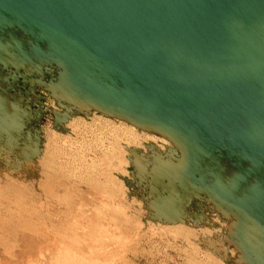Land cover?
<instances>
[{
  "label": "water",
  "instance_id": "water-1",
  "mask_svg": "<svg viewBox=\"0 0 264 264\" xmlns=\"http://www.w3.org/2000/svg\"><path fill=\"white\" fill-rule=\"evenodd\" d=\"M92 111L170 142L129 150L150 219L219 213L200 242L264 264V0H0V170L36 167L46 114Z\"/></svg>",
  "mask_w": 264,
  "mask_h": 264
},
{
  "label": "rangeland",
  "instance_id": "rangeland-1",
  "mask_svg": "<svg viewBox=\"0 0 264 264\" xmlns=\"http://www.w3.org/2000/svg\"><path fill=\"white\" fill-rule=\"evenodd\" d=\"M47 106L50 110L53 108L59 109L56 104V101L53 98H49L47 100ZM85 118L87 119V121ZM83 121L86 123H84ZM92 121H93V124H91ZM111 121L113 122V124ZM86 125H88L89 127ZM100 125L103 128H101ZM117 125L118 127H116ZM111 127L112 128L114 127V128L111 129ZM134 127L135 126H132L122 120L108 117L105 115H101L93 111L86 112V113L73 114L72 119L66 122L64 126H61L58 124L55 127L54 122H53V115L51 113L46 114L42 122L41 128L43 131L42 133L43 147H45L43 148V151L46 149L47 151L49 149V151L48 152L44 151V153L41 154V156L36 160V163H37L36 167L29 169L28 171H25L22 176H19L17 174H11L5 170L3 171L0 170V214L3 215L4 218H7V220L9 221L19 220L22 218L21 216H23V218L28 217L30 219H33L36 222L38 221V223L41 225H43L42 222L43 223L46 222V225L45 224L44 225L45 227L48 226L49 228L55 223L57 224L61 223L68 216V213L70 212L69 210L74 209V207H77L76 205L78 204L83 205V207L82 206L81 207L82 208L85 207V209L90 211L92 215H96L95 212H98V209L101 208L103 203L106 202L105 204L108 205V207L110 206V208H112L111 206L114 207V205H116L115 208H113L116 214L117 212H119L121 215L124 214L123 217L120 214L119 215L121 217L119 215L118 216L115 215V217L117 216V219L118 218H122V219H120V221L116 219L113 222H111V224L107 226L108 231L111 234L118 235L116 231L121 233L122 232L121 230H123V232H125L127 236L125 233L123 234V232L119 235L121 237H123L122 235H125L122 240H124V238L126 237H127L126 239L128 240V241L126 240V242L125 241L123 242L125 243L124 246H122L123 245L122 243H121L122 245L121 244L119 245V247L122 246L120 248L121 251L119 250V247L118 249L117 248L115 249V252L117 254L118 253H121V254L117 255L113 249L114 253L112 252L113 255H111V257L113 256L112 257L113 260L110 259L112 261L111 262L112 264L113 262L114 264H124V262L125 264H219L218 262H216V259L219 262H224L223 264H243L238 260V254L232 246L226 243H222V244H219L216 249H213L200 242V240H203L206 237L219 238L226 231L227 222L221 217L219 213H213L211 215V222L209 224L194 225L192 222H189V223H186L185 225L184 223H179V224H184L185 226H188L191 228V229L189 228L188 232H186L187 234H189V231H191L193 228H194V232L197 230L198 237H195V238L191 237L192 236L191 233H190L191 236L190 235L187 236L185 232L180 231L178 228L180 225H178V223H163L160 221H154L148 217V212H149L148 199L141 197V189L135 183L134 173L136 169L132 163V160H131L132 155L129 151L130 148L132 147L142 146L141 145L142 144V134L140 133L138 134V132H136L135 129H133ZM70 129L73 130V132L70 131ZM85 130H88V132ZM105 131L108 133H106ZM109 131H112V132H109ZM142 131L145 132V137L148 136L146 139L149 138L148 139L149 142H146L147 144L150 142L158 146L161 144L159 143V141H160V138H162V136H159L152 132L148 133V131H145V130H142ZM64 132H67V133H64ZM79 133L80 134L82 133V134L80 135ZM75 134H77L78 136ZM87 134L89 137H87ZM90 134L93 135L92 136L93 138L90 136ZM149 134H151V136L154 135L153 138L151 137V139L153 140L150 139ZM156 135L158 136V138ZM48 136L49 137L51 136V138H49ZM60 137L63 140L60 139ZM122 141L125 143H122ZM131 143L133 146L131 145ZM116 144L118 145L121 144L120 147L122 148V150L121 148L117 149L118 145ZM100 148L102 149V151ZM137 149H140V148H137ZM165 149L166 147L164 148V150ZM147 150H148L147 147H145L143 151H147ZM122 152L126 153L125 158L126 160H128V163H125V164L121 163L118 166L116 163L114 165L113 162L115 161H113V159L118 161L117 159L121 160L122 157L124 158V153ZM46 153L47 154L50 153L48 154L49 156L46 155ZM120 153H122L123 155L122 154L120 155ZM100 154L103 156V158ZM107 155L110 157H108ZM72 156L74 158H72ZM111 157L113 159H111ZM105 159H108V160H105ZM103 162L105 163V165ZM111 162H112V166H110ZM64 163L66 165H64ZM98 164L99 166L101 165L102 167L97 166ZM79 169L82 170L83 172L80 171ZM105 169H106V172L109 171V173L108 172L106 173L104 171ZM110 170L112 171L115 170L116 177L113 176V172ZM109 174H111L113 177L117 179L113 178ZM109 176L111 178H109ZM97 177H100V178L98 179ZM91 180L94 183H92ZM110 181L113 182L114 186L112 185V183H110ZM97 183L98 185H95ZM48 184H49V189L47 187ZM93 185H95V187ZM50 187L52 188V190ZM96 187H98L99 189L98 188L96 189ZM104 187H106L105 188L106 193L108 192L110 193L106 194L105 190L103 189ZM111 187H113V189ZM92 188L95 190L94 192ZM46 189L47 191L49 190V192H47ZM96 190L98 192L104 191L103 193L106 194L104 198L105 202L98 200L96 196L93 199L88 197V194H87L88 192L98 193ZM85 192L87 195L85 194ZM48 193H50L51 196ZM58 193L60 194V196ZM114 193H115L116 199L113 197ZM70 194L71 195L74 194L73 197L70 196ZM110 194L111 196L112 195L113 196L111 197ZM107 195H109V197ZM71 202L72 203L74 202L75 204L74 203L72 204ZM85 204H90V205L87 206ZM97 204H98V207H97ZM92 205L94 208H96L97 211H94L93 210L94 208L92 209ZM99 205L101 206L99 207ZM118 205H120L121 207ZM118 207L120 208L117 209ZM122 207L124 208L126 207V211H124L125 209H121ZM27 214H29V216ZM35 214H37V216ZM59 214H61L62 216ZM39 219H41L40 222H39ZM114 224L116 225V227H113ZM184 225H181V226L185 227ZM203 226L204 228H202ZM118 227L121 229L119 230ZM114 228H117L119 231L115 229L116 231L112 233ZM199 229H203L204 231H211V230L212 231L210 235L203 236V234L199 233V232L202 233V231ZM172 230L174 233H171ZM180 232L182 233L179 234ZM185 235H186V238H185ZM115 254H116V258L114 257ZM118 256L121 258V261ZM114 258H115V261H114Z\"/></svg>",
  "mask_w": 264,
  "mask_h": 264
},
{
  "label": "bare ground",
  "instance_id": "bare-ground-1",
  "mask_svg": "<svg viewBox=\"0 0 264 264\" xmlns=\"http://www.w3.org/2000/svg\"><path fill=\"white\" fill-rule=\"evenodd\" d=\"M99 116V115H98ZM76 117V116H75ZM80 117V116H79ZM78 117V118H79ZM82 118V116H81ZM89 118V117H88ZM100 118V117H99ZM86 119V118H85ZM94 119V117H93ZM91 120V119H90ZM107 120V119H105ZM110 120V119H108ZM77 121V119H76ZM87 121V119H86ZM96 121V120H95ZM114 121V120H112ZM111 121V122H112ZM75 122V121H74ZM79 122V120H78ZM77 122V123H78ZM81 122V121H80ZM84 122V121H83ZM91 122V121H90ZM103 122V120H102ZM106 122V121H105ZM76 123V122H75ZM86 123V122H84ZM88 123V122H87ZM108 123V121H107ZM117 123V122H116ZM80 124V123H79ZM93 124V121L92 123ZM106 124V123H105ZM111 124V123H109ZM113 124V122H112ZM121 124V122H120ZM104 125V124H103ZM83 126V125H82ZM88 126V125H86ZM94 126V125H93ZM126 126V125H125ZM89 127V126H88ZM97 127V126H96ZM99 127V126H98ZM101 128H103L101 125H100ZM118 127V125L116 126ZM69 128V127H68ZM74 128V127H73ZM77 128V127H76ZM91 128V127H90ZM114 128V127H113ZM111 127V129H113ZM127 128V127H126ZM88 129V128H87ZM97 129V128H96ZM107 129V128H106ZM133 129H135L136 132H138V134H142V146H139V147H135V148H140L142 150L145 149L146 147V142H149V138L146 139L147 137H145V132L142 131L141 129H138L136 127H134ZM68 130V129H67ZM66 130V131H67ZM103 130V129H102ZM70 131L73 132V130L70 129ZM82 131V130H81ZM88 132V130H85ZM93 131V130H92ZM119 131V130H117ZM115 131V132H117ZM127 131V130H125ZM106 132V131H105ZM109 132H112V131H109ZM129 132V131H128ZM64 133H67V132H64ZM104 133V132H103ZM108 133V132H106ZM114 133V132H113ZM149 133V132H148ZM57 134V133H56ZM70 134V133H69ZM80 134V133H79ZM82 134V133H81ZM80 134V135H81ZM93 134V133H92ZM131 134V133H130ZM147 134V133H146ZM68 135V134H67ZM77 135V134H75ZM73 135V136H75ZM111 135V134H110ZM109 135V136H110ZM118 135V134H116ZM115 135V136H116ZM125 135V134H124ZM133 135V134H132ZM150 135V139L151 137L153 138L154 135L151 136ZM71 136V135H70ZM78 136V135H77ZM90 136L92 137L93 135L90 134ZM96 136V134H95ZM108 136V135H107ZM129 136V134H128ZM127 136V137H128ZM157 136V135H156ZM49 137V136H48ZM87 137L88 134H87ZM99 137V136H98ZM114 137V136H113ZM121 137V136H119ZM118 137V138H119ZM139 137V136H138ZM51 138V136L49 137ZM71 138V137H70ZM74 138V137H73ZM78 138V137H77ZM93 138V137H92ZM97 138V137H95ZM94 138V139H95ZM124 138V136H123ZM131 138V137H129ZM155 138V137H154ZM158 138V136H157ZM160 138V137H159ZM60 139H62L60 137ZM88 139V138H87ZM101 139V138H100ZM113 139V138H112ZM121 139V138H120ZM52 140V139H51ZM59 140V139H58ZM63 140V139H62ZM68 140V138H67ZM102 140V139H101ZM132 140V139H131ZM153 140V139H151ZM156 140V139H154ZM66 141V140H65ZM118 141V140H117ZM120 141V140H119ZM124 141V140H123ZM122 143H125L123 142ZM127 141V139H126ZM136 141V140H135ZM49 142V140H48ZM55 142V141H54ZM73 142V141H72ZM121 142V141H120ZM131 142V141H130ZM139 142V141H138ZM91 143V142H90ZM105 143V142H104ZM118 143V142H117ZM158 143V142H156ZM159 143H161L159 146L156 145L157 147H159L160 149L164 150L165 147H167L168 145H170L169 141L162 137L160 138V141ZM74 144V143H73ZM86 144V143H85ZM98 144V143H97ZM130 144V143H129ZM67 145V144H66ZM75 145V144H74ZM118 145V144H116ZM121 144H119L117 146V149L121 148L120 147ZM123 145V144H122ZM132 145V143H131ZM130 145V146H131ZM136 145V144H135ZM134 145V146H135ZM65 146V145H64ZM133 146V145H132ZM49 147V146H48ZM91 147V146H89ZM96 147V146H95ZM45 148V147H44ZM52 149V148H51ZM99 149V148H98ZM101 149V148H100ZM104 149V148H103ZM67 150V149H66ZM70 150V149H69ZM92 150V149H91ZM97 150V149H95ZM110 150V149H109ZM122 150V148H121ZM124 150V149H123ZM44 151H47L44 150ZM44 151L42 152V154L44 153ZM49 151V149H48ZM47 151V152H48ZM94 151V150H93ZM92 151V152H93ZM102 151V149H101ZM51 152V151H50ZM125 152V151H124ZM122 152V153H124ZM100 153V152H99ZM114 153V152H113ZM120 153V155L122 154ZM50 154V153H48ZM46 153V155H48ZM93 154V153H92ZM104 154V152H103ZM125 154L124 153V158L122 157L121 160L117 159L118 161H116L115 159H113L111 157V159H113V164L115 165L117 163V166L120 165L121 163H128V160H126L125 158ZM45 155V154H44ZM72 155V154H71ZM99 155V154H98ZM101 155V154H100ZM123 155V154H122ZM49 156V155H48ZM78 156V155H77ZM88 156V155H87ZM92 156V155H91ZM102 156V155H101ZM108 156V155H107ZM119 156V155H118ZM76 157V156H75ZM85 157V156H84ZM94 157V156H93ZM105 157V156H104ZM110 157V156H108ZM64 158V157H63ZM72 158H74L72 156ZM92 158V157H90ZM89 158V159H90ZM98 158V157H97ZM103 158V156H102ZM83 159V158H82ZM94 159V158H93ZM110 159V158H109ZM96 160V159H95ZM99 160V159H98ZM101 160V159H100ZM105 160H108V159H105ZM64 162V161H63ZM109 162V161H108ZM102 163V162H101ZM104 163V162H103ZM71 164V163H70ZM97 164V163H96ZM112 166V162L110 163ZM123 164V165H124ZM64 165H66L64 163ZM86 165V164H85ZM105 165V163H104ZM109 165V164H108ZM127 165V164H126ZM99 166V164L97 165ZM109 166V167H110ZM69 167V166H68ZM94 167V165H93ZM99 167H102L101 165ZM104 168V167H103ZM108 168V167H107ZM116 168V167H114ZM72 169V168H71ZM109 169V168H108ZM118 169V167H117ZM80 170V169H79ZM83 170V168H82ZM80 170V171H82ZM102 170V169H101ZM106 172V169L104 170ZM112 171V170H110ZM122 171V170H121ZM83 172V171H82ZM97 172V171H96ZM99 172V171H98ZM109 173V171H107ZM106 172V173H107ZM113 172V176H115V170L112 171ZM111 172V173H112ZM87 173V172H86ZM105 173V174H106ZM75 174V173H74ZM95 174V172H94ZM66 175V174H65ZM68 175V174H67ZM98 175V174H96ZM111 175V174H109ZM61 176V175H60ZM84 176V175H83ZM91 176V175H90ZM94 176V175H92ZM100 176V175H99ZM112 176V175H111ZM112 176V177H113ZM65 177V176H64ZM86 177V176H85ZM116 177V176H115ZM113 177V178H115ZM84 178V177H83ZM88 178V177H87ZM92 178V177H91ZM90 178V179H91ZM98 179L100 177H97ZM109 178H111L109 176ZM108 178V180H109ZM64 179V178H63ZM75 179V178H74ZM89 179V180H90ZM117 179V178H115ZM61 180V179H60ZM86 180V179H85ZM88 180V181H89ZM107 180V179H106ZM73 181V180H72ZM71 181V182H72ZM78 181V180H76ZM118 181V180H117ZM92 182V180H91ZM97 182V181H96ZM94 183V182H92ZM110 183H112V185L114 186L113 182L110 181ZM121 183V182H120ZM91 184V183H90ZM57 185V184H56ZM80 185V184H79ZM82 185V184H81ZM92 185V184H91ZM90 185V186H91ZM95 185H98L95 184ZM95 185H93L95 187ZM116 185V184H115ZM58 186V185H57ZM71 186V185H70ZM73 186V184H72ZM100 186V185H99ZM48 189H49V184H48ZM75 187V186H74ZM92 187V186H91ZM90 187V188H91ZM108 187V186H107ZM51 188V187H50ZM71 188V187H70ZM79 188V187H78ZM98 187H96L97 189ZM106 187H104L103 189L105 190ZM113 189V187H111ZM122 188V187H121ZM72 189V188H71ZM89 189V187H88ZM99 189V188H98ZM102 189V188H101ZM102 189V190H103ZM119 189V188H118ZM126 189V187H125ZM52 190V188H51ZM64 190V189H63ZM93 192L95 191L93 188H92ZM47 191V189H46ZM54 191V190H53ZM65 191V190H64ZM74 191V190H73ZM91 191V190H90ZM97 191V190H96ZM110 191V190H109ZM49 192V190L47 191ZM55 192V191H54ZM66 192V191H65ZM70 192V191H69ZM98 192V191H97ZM104 192V191H103ZM103 192H98V193H91V192H88V197H90L91 199H93L95 196L98 200L102 201V202H105L104 201V198L106 196V194L110 193H106V190H105V193ZM122 192V191H121ZM75 193V192H74ZM80 193V192H79ZM50 195V193H48ZM59 194V193H58ZM86 194V192H85ZM86 194V195H87ZM54 195V194H53ZM57 195V194H56ZM67 195V194H66ZM74 195V194H73ZM73 195L70 194V196L73 197ZM85 195V196H86ZM114 195V196H113ZM112 196L116 199L115 197V193L113 194ZM51 196V195H50ZM58 196V195H57ZM60 196V194H59ZM63 196V194H62ZM76 196V195H75ZM109 197V195H107ZM111 196V194H110ZM111 196V197H112ZM56 197V196H55ZM87 197V196H86ZM119 197V196H118ZM71 198V197H70ZM57 199V198H56ZM72 199V198H71ZM83 199V198H82ZM90 200V199H88ZM73 201V200H72ZM76 201V199H75ZM84 201V200H82ZM101 202V203H102ZM108 202V201H107ZM112 202V201H110ZM109 202V203H110ZM124 202V201H123ZM70 203V202H69ZM72 203V202H71ZM74 203V202H73ZM72 203V204H73ZM84 203V202H83ZM87 203V202H86ZM106 203V202H105ZM105 203H103V205H99V207L101 206V208L98 209V212H95L96 215H92V213H90V211H88L87 209L82 208L83 205H76L77 207H74V209H70L69 213H68V216L64 219L61 223H55L53 224L51 227L48 228L45 227L46 225V222L42 224H39L38 221H34L33 219H30L28 217H24L21 216L19 220H7V218H4L3 215L0 214V264H112L111 260H113V256L111 257L112 252H113V249H114V252H115V249L119 247V245L121 244L122 246H124L125 243H123L124 241L126 242V238L123 239V237L125 235H122L123 237H121L119 234H121L123 232V230H121L119 232H117L115 229L117 228H114L112 233L114 231H116V233L118 235H115V234H111L108 229H107V226H109L111 224V222H113L114 220L117 219V216L120 214L119 212H117V214L115 213V210L113 208H115L116 205L111 206L112 208H110V206L108 207V205H106ZM108 203V204H109ZM64 204V203H63ZM75 204V203H74ZM81 204V202H80ZM119 204V203H118ZM122 204V203H121ZM85 205H90V204H85ZM111 205V204H110ZM113 205V204H112ZM124 205V204H123ZM122 205V206H123ZM71 206V205H70ZM82 206V207H81ZM120 206V205H118ZM97 207H98V204H97ZM121 207V206H120ZM120 207H118L117 209H119ZM68 208V207H67ZM93 205H92V209H93ZM35 209V208H34ZM121 209H125L124 211H126V207H122ZM120 209V211H121ZM66 210V209H65ZM94 211H97L96 208L93 209ZM129 210V208H128ZM65 212V211H63ZM123 212V211H122ZM33 213V212H32ZM94 213V212H93ZM20 214V213H19ZM22 214V213H21ZM34 214V213H33ZM39 214V213H38ZM55 214V213H54ZM67 214V212H66ZM29 216V214H27ZM37 216V214H35ZM61 215V214H59ZM115 215H117L115 217ZM121 215V214H120ZM119 215V216H120ZM124 215V214H123ZM123 215H121L123 217ZM129 215V214H128ZM16 216V215H15ZM41 216V215H40ZM62 216V215H61ZM120 216V217H121ZM58 217V216H57ZM127 217V216H126ZM129 217V216H128ZM131 217V216H130ZM60 218V217H59ZM58 218V219H59ZM38 219V218H37ZM120 219L122 218H118L117 220L120 221ZM41 219H39V222H40ZM61 220V219H60ZM43 221V220H42ZM58 221V220H57ZM125 221V220H124ZM50 222V221H49ZM60 222V221H59ZM130 222V221H128ZM54 223V222H52ZM51 223V224H52ZM126 223V222H125ZM135 223V222H133ZM137 223V222H136ZM45 224V225H44ZM118 224V223H117ZM120 224V223H119ZM138 224V223H137ZM126 225V224H125ZM128 225V224H127ZM139 225V224H138ZM180 225L178 228L180 231L182 232H185V234L188 236L190 235L191 233V237H198L197 235V230L194 232V228L189 231V234H187L186 232H188L189 228L188 226H185L184 224H179ZM181 225H184L185 227H182ZM120 226V225H118ZM113 227H116V225L114 224ZM112 227V228H113ZM177 227V225H176ZM9 228V229H8ZM171 228V227H170ZM204 228V226L202 227ZM110 229V228H109ZM118 229L120 230L121 228L118 227ZM117 229V230H118ZM191 229V228H190ZM118 230V231H119ZM151 230V229H150ZM202 231L199 232L200 234H203V236H206V235H210L211 234V231H204L203 229H199ZM170 232V231H169ZM178 232V231H177ZM182 232H180L179 234H181ZM125 232H123L124 234ZM171 233H174L173 230ZM193 233V234H192ZM126 234V233H125ZM186 235H185V238H186ZM197 235V236H195ZM127 236V234H126ZM133 236V235H132ZM131 239V238H130ZM176 239V238H175ZM188 239V237H187ZM128 241V240H127ZM131 241V240H130ZM195 244V243H194ZM121 246V247H122ZM119 247V250L120 248ZM118 251V250H116ZM121 251V250H120ZM234 251V250H233ZM113 252V253H114ZM116 253V252H115ZM117 254V253H116ZM116 254L114 255V257L116 258ZM118 254H121V253H118ZM117 254V255H118ZM124 255V254H123ZM120 256V255H119ZM118 256V257H119ZM122 256V255H121ZM115 258H114V261H115ZM120 258V257H119ZM111 259V260H110ZM124 260V259H123ZM219 260V259H218ZM120 261H121V258H120ZM221 261V260H220ZM216 262H218L219 264H223L224 262H219L217 261L216 259ZM114 264V262H113ZM125 264V262H124Z\"/></svg>",
  "mask_w": 264,
  "mask_h": 264
},
{
  "label": "built area",
  "instance_id": "built-area-1",
  "mask_svg": "<svg viewBox=\"0 0 264 264\" xmlns=\"http://www.w3.org/2000/svg\"><path fill=\"white\" fill-rule=\"evenodd\" d=\"M37 91H38L39 93L43 94V95L48 96V93L45 91V89H44L41 85H38V87H37ZM49 98H51V97L48 96V98L45 100L46 104H47V100H48Z\"/></svg>",
  "mask_w": 264,
  "mask_h": 264
},
{
  "label": "flooded vegetation",
  "instance_id": "flooded-vegetation-1",
  "mask_svg": "<svg viewBox=\"0 0 264 264\" xmlns=\"http://www.w3.org/2000/svg\"><path fill=\"white\" fill-rule=\"evenodd\" d=\"M32 86H35V81H34V80H32V81L30 82V84H29L26 88H27V89H28L29 87L32 88ZM26 88H24V89H26Z\"/></svg>",
  "mask_w": 264,
  "mask_h": 264
}]
</instances>
